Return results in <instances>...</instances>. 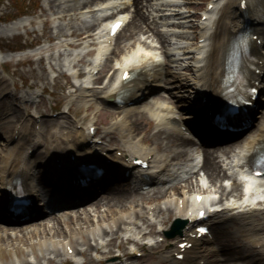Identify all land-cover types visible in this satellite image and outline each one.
Masks as SVG:
<instances>
[{
	"label": "bare ground",
	"instance_id": "6f19581e",
	"mask_svg": "<svg viewBox=\"0 0 264 264\" xmlns=\"http://www.w3.org/2000/svg\"><path fill=\"white\" fill-rule=\"evenodd\" d=\"M96 1L98 0H85L80 7L87 8ZM143 1L146 4H143ZM151 1L153 0H130L133 5L121 12L124 19L129 20L124 28V31L128 28V33L122 37L121 34L117 36L114 47L109 45L104 33H99L96 59H101L107 53L113 54L112 58L117 59L122 52L129 51L127 53L130 55L127 54L125 59L116 62L124 69L114 71L110 81L100 88L92 87L95 80L94 71L101 70L102 65L99 62L96 65L87 63L86 71H77L76 76L77 78L82 76L84 79L83 84L76 86L84 97L101 101L108 106L118 105L115 101L119 99L118 106L122 108V113L113 112V116L123 114V117L113 124L112 129L118 134L122 149H116L112 153L110 149L100 148L95 140L90 144L93 139L91 134L83 129H77L76 123L67 120L63 114L50 120L35 116L23 117L21 111L10 108L8 104H0V115L11 112L15 119L14 124L8 126L7 135L3 137L4 143L0 148V195L2 196L0 207L4 206L5 198L16 189H20L34 201L37 199L43 201L44 195L41 189L48 192L46 199L60 200L61 194H64L60 191V185L71 181L72 178L75 179L76 166L82 163L101 164L110 179L123 177V173L126 172L132 185L127 189L125 184L120 185L123 188L118 185L102 187L100 188L102 194L95 195L91 201H88L89 203L87 202L89 208L80 206L72 209L74 206H71V209L60 212L59 216L39 217L40 223L36 227L19 230L22 235L7 233L8 229H2L4 233L0 234V243L14 249H17L18 243H21L29 248L32 257L34 248L38 245L39 259L46 260L47 264L54 263L53 256L75 260L77 256L83 255L89 257L86 264H97L92 261L89 252H95L96 256L105 254L108 264H123L122 258L110 256L115 237L120 233L128 235L117 246L123 256L128 255L125 253L126 244L133 245V253H129L131 257L139 252L140 242L153 251L161 247L158 241L153 243H145V241L149 234L167 233L164 223L172 215L184 225L180 231L174 233L175 236L171 239L165 254L160 256V259L168 264H201L203 260L207 264L209 257L219 258L218 264H233L232 260L235 257L242 260L241 262L239 260L238 264H264V199H261V196H254V194L260 195L264 188V179L246 176L248 181L245 184L236 179L238 173L251 170L256 154L264 147V113L259 116V120H255L254 128L245 132L237 143L212 148L205 154L198 150L188 154L183 148L191 146L192 140L186 138L180 129L181 125L186 126L188 123L181 120L178 112L180 109L181 113L186 111L196 113V117L189 115L186 119L206 123L196 124L200 125L197 130L206 139H215L221 134L208 125L207 118H210L212 112L223 103V92L226 89V61L232 50L234 37L244 23H248L261 39L260 45L256 42L251 45V51L258 57L259 73L251 72L249 76L254 82L259 81L261 88L264 86L262 82L264 53L261 52L264 48V0H245V8L240 7L241 0L209 1L211 8L202 12L205 16L204 21L190 25L195 27L194 34L200 40L198 46L194 48V56L191 57L194 63V77L191 84L193 96L188 98L191 103L187 107L180 105L178 110H173L169 106H142V100L140 101L142 95L151 93L152 89L156 88L154 84H162L165 76L170 73L169 70L164 73V68L158 63L157 55L151 52L154 49V40L148 42L151 38L156 39L161 49L168 42L167 37L158 28L159 20L168 23L165 14H160L159 17L156 15L159 12V5L162 4ZM127 2L128 0H113L110 3H119L122 6ZM73 7L75 8V5ZM62 9L59 4L58 13L62 14L63 19L65 17L63 12L68 9ZM104 12L108 10L105 9ZM86 14L82 15L86 16ZM178 14L180 13L176 15ZM114 18L116 15L104 17L102 20H96L97 24L85 25L83 28L75 23L68 24L58 29L56 37L64 32L67 36L79 31L89 33L97 30L103 22ZM17 25L15 22L12 26ZM142 35H148L147 39L142 40ZM133 41H138L144 49L138 48L131 53L132 45H135ZM81 63H84V58L79 59V64ZM127 69L135 73V78L124 83L122 76ZM172 87L181 89L186 86L178 83V85L173 84ZM10 93L8 80L0 77V97ZM257 103L264 105V97L262 100L258 99ZM146 113L157 122L158 132L150 138H139ZM178 124L180 126H177ZM36 126L39 128L36 129ZM98 139L103 140L105 137ZM220 139L224 140V138ZM236 144L235 148L224 150ZM104 151L106 153L102 155ZM118 151L121 152V156L117 155ZM200 154L204 157L201 172H204L210 183L208 187L203 180L198 179L201 172L193 174L192 165L196 164L197 156ZM72 156L73 161L70 160ZM223 157L227 161L221 160ZM139 158L149 162L148 169L141 170L132 164L133 160ZM107 160L110 163L105 162ZM183 161H186L187 165H184ZM36 172L41 174L40 183L35 180ZM225 179L233 180L230 189L222 184V180ZM144 186H149V190L143 191ZM241 186L251 195L244 194L240 198ZM71 187L76 188L74 185ZM211 194H220V197L211 198ZM197 196L204 198L201 205L195 203ZM161 199L165 201L164 205L158 203ZM100 206L104 209L102 210ZM203 206L210 216L205 224L211 225L213 229L225 223L237 224L235 233L243 238L238 251L230 244L225 243L221 249L209 238L192 240L189 237L191 232L194 233V224L197 222V214L193 212L198 208V213ZM34 209L33 204L32 210ZM37 214L35 216H38ZM74 216H76V225L67 228L66 218ZM155 225L161 226V230L152 231ZM182 238L184 241L193 242V247L184 252L183 261H177L174 254L179 253L178 244L183 242ZM199 246L207 247L208 255L201 256L202 252L197 249ZM68 248L73 249L72 254H68ZM222 256H224L223 261ZM28 262L15 261L10 264H30Z\"/></svg>",
	"mask_w": 264,
	"mask_h": 264
},
{
	"label": "rangeland",
	"instance_id": "374dc122",
	"mask_svg": "<svg viewBox=\"0 0 264 264\" xmlns=\"http://www.w3.org/2000/svg\"><path fill=\"white\" fill-rule=\"evenodd\" d=\"M84 1L0 0V77H5L8 80L9 90L11 92L7 96L0 97V104H8L10 108L21 111L23 117L35 116L39 119L50 120L56 119L60 114H63L67 120L76 123L77 129H83L85 131L92 123H95L98 129V135L105 136L104 143L100 145L104 149H110L114 153L116 149H122V145L118 134L112 129V126L123 117V114L113 116V112L118 111L122 113V110L115 106H108L101 101L84 97L76 88V86H79V82L75 81L70 75V68L73 64L72 60L74 59L73 62L76 61L75 58H72V53L75 50L72 46L77 49V52L83 53L90 49L88 44L93 42L94 39L86 38V31L77 32V35L80 36L78 39L68 37L65 32L56 37L58 35V29L68 24L75 23L81 28L85 27V25L97 24L92 19L88 18L89 21H87L86 18H83L89 15L92 16L90 13H87L86 16L82 15L86 13L80 7V4ZM209 1L212 0L151 1L162 4L159 5V12L156 15L159 17L160 14H165L168 23L159 20L160 25L158 26L160 27L158 28L167 37L168 42L163 49L160 48V44L156 39L151 38L148 42L154 40V49L151 52L157 55L158 62L162 63L164 73H166V70H169L170 73L165 76L162 84H154L156 88H153V91L143 99L142 106L154 105L166 107L168 105H182L187 107L191 103L188 99L193 96L191 84L194 77V63L191 57L194 56V48L198 46L199 40L194 34L196 31L195 27H190V25L193 26L199 24V22H203L202 12ZM59 4L63 8L62 10L71 9V11L67 10L68 12H63L65 15L63 19L61 18L62 14L58 13ZM143 4H146V2L143 1ZM74 5L75 8L73 7ZM177 13L180 14L176 15ZM23 14L25 16L18 17ZM13 18L15 20L10 22L9 20ZM15 22L18 25L12 26ZM174 23H179L181 26ZM127 33L128 28L121 33L120 37ZM147 37L148 35H142L141 38L142 40H146ZM69 43L73 45L68 46ZM134 43L135 45H132L130 50L131 53L137 51L138 48L144 49L138 41ZM20 49L25 50L18 51ZM127 52L129 51L122 52L117 59L112 58L113 54L109 53L110 55H106L109 58L103 64L101 74L95 76L99 77V80L93 84L94 87H103L110 81L117 67L116 60L125 59L128 56L127 54H129ZM93 53L91 51L88 55L82 56L84 63L75 66L76 71H84L85 65L93 59ZM173 77L175 78L173 79ZM169 79L171 82H169ZM178 83L186 87L181 89L172 87L173 84L178 85ZM189 86L190 88H188ZM262 97H264V90ZM66 107L69 108L68 112ZM263 108L264 106L258 109L260 116L263 115V113H260V110H264ZM191 112L186 111L184 115H188ZM146 114L145 120L142 121L143 127L139 138H150L158 132L157 122L148 113ZM14 121L15 119L11 112L0 115V148L4 143L3 137L7 135L8 126L13 125ZM38 128L39 126H36V129ZM192 145L194 146L191 143V146H185L183 149L190 150ZM103 153L105 154L106 152ZM117 154L120 153L117 152ZM223 159L225 160V157L221 158V160ZM198 179L203 180L206 187L210 186L204 172L200 173ZM232 182L233 180H222V184L229 189L231 188ZM117 184H125L127 185L125 189H127L129 182H117ZM120 188L123 187L121 186ZM241 190L242 187L239 189L240 196H242ZM211 197L219 198L220 194H211ZM164 202L161 199L158 203L164 205ZM101 206L100 208L103 210L104 208ZM89 207L88 205L87 208ZM75 217L66 218L65 226L67 228H72L76 225ZM173 220L174 217L171 215L164 223L167 225V229L170 228ZM39 223L38 221H29L23 227H7L5 224H0V234L3 235L4 233L2 229H8L7 233L22 235L19 232L21 228H24L23 230L28 227L34 228ZM159 228V226L155 225L151 230L157 232ZM237 228V224L232 222L220 225L217 228L216 246L222 249L226 243L232 245L234 250L238 251L243 238L235 233ZM127 236L120 233L115 237L110 256L122 258L124 261L123 264H168V262L160 259V256L165 254L168 247V243L164 241L166 239L165 235L161 234L160 236L157 234L152 238V241H158L161 247L153 251L147 247L143 249L139 248V253L142 254L141 257L129 256V253H133V246L129 244L125 245V253L128 255L123 256V253L118 251L117 246ZM162 239L163 241H161ZM198 249L202 252L201 256L208 255L207 247H199ZM89 254L94 263L106 264L105 261L99 263L101 256L96 257L94 252H89ZM33 257L29 252V248L21 243H18L17 249L7 247L2 242L0 243V263L2 264H10L15 261L17 263L29 261L30 264H47L46 260L41 259L40 261L39 259L40 252L38 245L34 248ZM221 258L224 260V256ZM53 259V264H83L89 261V257L87 258L86 255L77 256L79 262H75L69 258L63 259L62 257L55 256H53ZM218 259L217 257H209L207 264H218ZM240 259L239 257H235L232 260L233 264H238Z\"/></svg>",
	"mask_w": 264,
	"mask_h": 264
},
{
	"label": "snow or ice",
	"instance_id": "6c2138e0",
	"mask_svg": "<svg viewBox=\"0 0 264 264\" xmlns=\"http://www.w3.org/2000/svg\"><path fill=\"white\" fill-rule=\"evenodd\" d=\"M122 25H118L117 27L119 28V27H121ZM202 231H203V229H202Z\"/></svg>",
	"mask_w": 264,
	"mask_h": 264
}]
</instances>
